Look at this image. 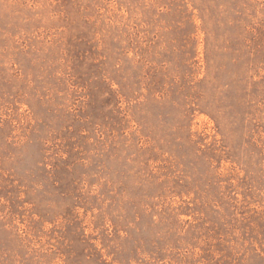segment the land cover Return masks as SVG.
<instances>
[{"label": "rangeland", "instance_id": "1", "mask_svg": "<svg viewBox=\"0 0 264 264\" xmlns=\"http://www.w3.org/2000/svg\"><path fill=\"white\" fill-rule=\"evenodd\" d=\"M0 264H264V0H0Z\"/></svg>", "mask_w": 264, "mask_h": 264}]
</instances>
